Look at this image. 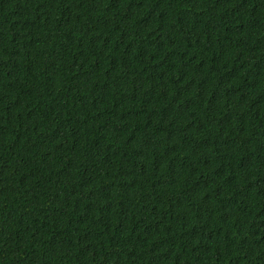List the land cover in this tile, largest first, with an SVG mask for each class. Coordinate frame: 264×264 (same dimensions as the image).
I'll use <instances>...</instances> for the list:
<instances>
[{"label": "trees", "instance_id": "16d2710c", "mask_svg": "<svg viewBox=\"0 0 264 264\" xmlns=\"http://www.w3.org/2000/svg\"><path fill=\"white\" fill-rule=\"evenodd\" d=\"M0 264H264V0H0Z\"/></svg>", "mask_w": 264, "mask_h": 264}]
</instances>
